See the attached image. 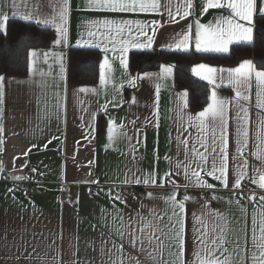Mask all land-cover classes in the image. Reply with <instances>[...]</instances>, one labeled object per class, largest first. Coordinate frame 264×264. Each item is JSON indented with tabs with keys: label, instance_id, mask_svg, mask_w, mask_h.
<instances>
[{
	"label": "crops",
	"instance_id": "0c3cea01",
	"mask_svg": "<svg viewBox=\"0 0 264 264\" xmlns=\"http://www.w3.org/2000/svg\"><path fill=\"white\" fill-rule=\"evenodd\" d=\"M224 2L220 0V3ZM85 3L86 0H68L67 42L56 44L55 26L60 23L63 0H15V6L13 0H0V11L8 15V20L24 21L21 16L32 14L51 21L40 26L34 19L30 21L51 31L49 48L29 49L39 53L33 74L29 71L25 76L0 73L4 78L0 83L3 91V103L0 104V264H175V228L172 225L176 216L166 201L175 195L179 202L186 194L191 199L185 201L184 211L178 212L183 218L185 264L195 260L194 251H199L201 257L207 255L205 245L200 244L198 238L194 241V229L197 237L199 233L207 232V247H214L213 240L217 244L222 242V248L215 252L221 261L230 257L231 264H255L252 257H259V245L264 244V233L261 232L264 227V200L261 199L264 188L260 187V178L264 175L261 158L264 145L260 140L264 108L257 107V82L253 75L245 91L248 99L238 101L234 86L228 82L227 71L216 73L212 85L192 71L200 64L228 70L252 59L239 57L232 64L194 60L190 65L192 75L209 87L205 108L214 103L210 99L213 92L227 102V187L208 175L214 163L217 168L220 164L219 148L211 151L213 135L219 143L220 129L217 126L213 132L210 118L205 120L203 131L197 123L190 121L205 108L188 109L187 91L174 86L173 63L165 61L158 70L139 74L128 68L131 51H169L167 46L173 38L186 31L190 37L186 52H196V24L214 26L221 18L230 17V10L209 7L204 11L207 0H191L190 15L181 19L185 0H157V11L136 13L85 11L82 10ZM169 10L176 22H170ZM97 20L116 21L117 26L120 21H139L147 26L146 34H140L133 23L131 31L125 27L118 37L127 42L126 68L121 67L119 58L113 59L111 44H108L107 54L103 50L106 37L117 35L116 28L88 23ZM153 22L160 26L156 28L151 49L132 46L133 40L147 42V38L153 36ZM89 31L96 35L89 36ZM119 47L117 43V49ZM69 48L98 51L99 74L95 84L67 82ZM115 55L119 57V51ZM106 59L111 71L105 70L106 78L102 83L100 64ZM161 66H172V72L161 73ZM145 73L153 74L151 79H140L136 87L130 86V77H143ZM80 88L89 91L80 92ZM183 93L187 96H182ZM133 98L134 103L131 102ZM241 106L247 109V146L241 155V161L247 164L241 183L246 181L252 191L248 200L235 198L233 192L238 188H232L240 167L233 157L237 155V115H243L239 112ZM98 118L103 119V134L99 138L96 137ZM201 139L209 145V151L205 153L207 160L202 169L195 164L191 167L205 175L204 178L199 175L201 181L213 187L185 188L183 185L187 181L183 167L177 174L176 165L189 163L193 146L204 152ZM184 140L188 141L187 147L181 142ZM27 165L36 169L39 182L28 198L23 196V191L11 192L14 182L27 178L24 172ZM149 173L155 176L154 185L131 182L134 178L143 181ZM126 179L130 182L125 183ZM117 195H124V202L116 199ZM205 204L206 208L203 207ZM194 214L197 219L193 218ZM129 229L138 238L135 247L128 242ZM120 233H124L123 239ZM139 238L143 239V246Z\"/></svg>",
	"mask_w": 264,
	"mask_h": 264
},
{
	"label": "snow or ice",
	"instance_id": "6c2138e0",
	"mask_svg": "<svg viewBox=\"0 0 264 264\" xmlns=\"http://www.w3.org/2000/svg\"><path fill=\"white\" fill-rule=\"evenodd\" d=\"M67 5L68 0H63V5L60 8L59 12V21L60 23L55 26V30L57 33V39L55 41L56 44H62L67 42V28L66 24V16H67ZM13 6H15V0H13ZM191 7V0H185V10L182 15H180L181 19L190 15L188 9ZM209 7H219V8H228L231 12V16L228 18H221L217 21L216 25H207L203 26L199 23L196 24L195 30V51L197 53H215V54H228L229 46L236 44L241 46H251L254 44V15L264 20V0H259V6L257 5V0H225L224 3H220V0H207L204 11H207ZM85 11H101V12H111V13H136V12H155L158 10L157 0H86ZM179 14V10L178 13ZM15 15V13H13ZM170 22H176L173 13L171 10L168 12ZM9 17L7 14L0 11V32H3L5 35L7 34V21ZM20 19L25 22H30L33 19L35 23L40 26L42 24H49L51 21L49 20H41L38 16L34 17L32 14H25L21 16ZM239 21H243L244 23H240ZM92 26H107V27H115L116 28V36H108L106 37V42L103 44V50L105 54L110 50L108 44H111V51L114 53L113 59L119 58L120 65L122 68H126V58L124 57V53L128 51L127 42L118 39L120 34L123 33L124 28L128 27V30L131 31L130 25L135 23L140 30V34H146L144 32L146 25H143L139 21H120L119 26H117L116 21H89L88 22ZM160 26L156 22L152 24L153 36L147 38V42H137L135 40L131 41L132 46L137 47L139 49H151L152 41L155 36L156 28ZM188 30H191V25L188 26ZM89 36H95L96 34L92 31L88 32ZM103 35V34H102ZM189 34L188 32H183L178 34L177 37L173 38V42L168 44L169 51H178V52H186L189 47ZM117 43H119L120 47L117 49ZM79 44V42H78ZM100 46V45H93ZM119 51L120 55L117 57L115 53ZM39 59V53L35 50H30L28 53V71L29 74H33V65ZM45 62H47V53L44 54ZM63 65H61V68ZM101 69V82H105L106 78V69L108 72L111 71V67L108 65L107 59L100 64ZM193 73L200 77L202 80H206L210 85L215 82L216 73H222L224 71L228 72V82L234 86L235 97L239 100H247L248 96L245 95V91L247 90L251 78L255 77L257 82V107L264 108V100H261V96H264V70H258L257 66L251 60H244L239 63L238 67L233 69H217L213 67L206 66L204 64H200L195 66L192 69ZM172 72V66H161V73L170 74ZM153 74L145 73L143 77L140 75L136 77L129 78V84L132 87L137 86V82L140 79H151ZM3 77L0 76V83L3 82ZM223 80V77H221ZM219 86V85H217ZM158 90V89H157ZM80 92H87L89 89L80 88ZM182 96L186 97L187 93H183ZM210 99L214 100V103H210L207 108L203 111L199 112L195 118H190V121L197 123V126L201 128L203 131L205 127V120L210 118L211 125L213 127V132L215 128L218 126L220 129V138L219 143L217 144L215 135H213L211 151L215 152L217 147L219 148V152L221 154V160L219 167L213 164V169L208 175H211L214 179L219 180L225 187L228 186L227 181V121H226V111H227V102L224 99L217 98V94L215 92L212 93V97ZM135 102V98L133 101ZM3 103V91L0 89V104ZM57 105L59 106V97H57ZM239 112L243 113L237 115V128H236V153L233 159L236 161L238 165H240L239 169L236 171L235 178L232 184V188H239L241 186V180L244 178L246 172V161H241L242 150L247 146V109L240 107ZM155 115V113H154ZM135 122H133L134 124ZM186 130V129H185ZM2 131V129H0ZM109 139L111 140L112 136V124H109L108 128ZM261 144L264 145V128H262L260 133ZM187 147V140L181 141ZM2 143V141H0ZM200 146L204 148V152H200L195 146L192 147V159L189 160L187 165H183L182 163H177V174H179V169L183 167V172L185 176V180L187 183L183 185V187H208L212 188L213 185H206L203 181L199 179L200 172L196 171L191 167V164H195L196 167L203 168V162L207 160V156L205 153L209 151V145L203 140H200ZM255 154V153H254ZM186 159L188 158V153L186 152ZM198 157V159H196ZM262 160H264V153L261 154ZM219 172V175L216 173ZM16 179H20L17 177ZM260 187L264 188V175L261 176ZM94 182V181H93ZM127 179L125 183H129ZM137 184L143 183L144 185H154L156 183L155 176L152 173H149L143 181L139 178H134L133 181ZM174 186L179 187V185H175V182L172 181ZM149 198L152 197V194H148ZM116 199H120V196L117 195ZM191 199L189 195H185L183 200L177 201L175 195L169 196L166 203H170L173 209V215L176 216V222L172 225L175 228L174 232V248L176 255L175 264H185V241L183 237V218L178 214V212L184 211L185 201ZM213 199H216L214 196ZM264 200V197H261ZM203 207H207L205 204ZM178 210V211H177ZM194 219H197L194 214ZM171 219V218H170ZM255 224V220L253 221ZM203 226V222L201 221ZM141 232L144 231L143 228L140 229ZM261 232L264 233V227L261 228ZM155 234V233H153ZM122 239L124 238V233H120ZM207 232L199 233L198 237L196 234V230L194 229V241L198 238L200 244L205 245L204 250L207 252L205 257H201L199 251H194L193 256L195 260L190 262V264H231V259L225 258L224 260H220L216 257L215 252L222 248L221 244H217L215 240L211 243L214 247H207L205 242V236ZM128 242L131 246L135 247L137 244L138 238L133 230H128ZM264 239V236H262ZM157 240L159 238L157 237ZM152 242V237L149 236V243ZM139 243L143 246V239L139 238ZM162 243V241L160 242ZM261 248L259 257L253 256L252 259L255 264H264V244L259 245ZM143 250V247L142 249ZM149 257L155 260V257H152L149 254Z\"/></svg>",
	"mask_w": 264,
	"mask_h": 264
},
{
	"label": "trees",
	"instance_id": "16d2710c",
	"mask_svg": "<svg viewBox=\"0 0 264 264\" xmlns=\"http://www.w3.org/2000/svg\"><path fill=\"white\" fill-rule=\"evenodd\" d=\"M254 44L233 45L228 54L177 52L163 50L131 51L128 68L143 73L158 70L161 63L171 61L174 66V86L188 93V109L203 110L208 102L209 87L195 78L190 65L194 60L219 64H232L239 57H250L259 70H264V20L255 17ZM51 31L31 22L17 19L7 21V34L0 32V73L4 76H25L28 73V51L31 48H49ZM99 53L90 48H69L67 54V82L74 85H91L98 80ZM103 134V119L98 118L96 137Z\"/></svg>",
	"mask_w": 264,
	"mask_h": 264
},
{
	"label": "built area",
	"instance_id": "2783aa9c",
	"mask_svg": "<svg viewBox=\"0 0 264 264\" xmlns=\"http://www.w3.org/2000/svg\"><path fill=\"white\" fill-rule=\"evenodd\" d=\"M141 157H144V154H141ZM25 175L27 178L21 182L16 181L12 184L11 192L13 194H18L20 191H23V196L28 198L32 195L35 187L38 185V173L32 165H27L24 168ZM6 177V175H4ZM204 174L200 175L201 178H204ZM206 191V190H205ZM92 194V191H89V195ZM252 194V191L248 188L247 182L243 181L241 186L233 192L235 198L248 200V197ZM182 197V196H181ZM125 196L121 195L119 201L124 202ZM253 203L256 202V198L252 200Z\"/></svg>",
	"mask_w": 264,
	"mask_h": 264
}]
</instances>
